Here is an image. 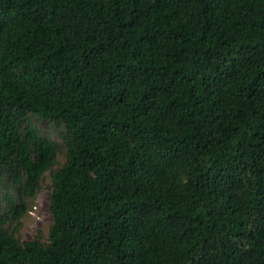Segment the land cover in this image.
Instances as JSON below:
<instances>
[{
  "label": "trees",
  "instance_id": "trees-1",
  "mask_svg": "<svg viewBox=\"0 0 264 264\" xmlns=\"http://www.w3.org/2000/svg\"><path fill=\"white\" fill-rule=\"evenodd\" d=\"M4 178L0 264H264V0H0Z\"/></svg>",
  "mask_w": 264,
  "mask_h": 264
},
{
  "label": "rangeland",
  "instance_id": "rangeland-1",
  "mask_svg": "<svg viewBox=\"0 0 264 264\" xmlns=\"http://www.w3.org/2000/svg\"><path fill=\"white\" fill-rule=\"evenodd\" d=\"M42 134L51 135L53 139L57 138V132L54 127L49 126L45 121L35 122ZM3 184H0V218L8 212V200L6 199L7 194L17 200L19 196V187L12 185L4 178ZM51 179L49 176L46 177V181L43 186L38 190L33 200L26 199L27 213L21 219L20 225H16L14 220H10L6 227L10 231H17V236L21 241H28L37 236H40L43 240H47L49 237L48 231L52 223V215L49 211V186Z\"/></svg>",
  "mask_w": 264,
  "mask_h": 264
}]
</instances>
